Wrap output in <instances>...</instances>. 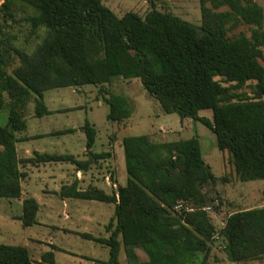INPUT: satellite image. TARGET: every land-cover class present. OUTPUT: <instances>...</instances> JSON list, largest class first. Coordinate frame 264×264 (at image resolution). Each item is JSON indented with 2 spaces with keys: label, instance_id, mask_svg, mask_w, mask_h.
<instances>
[{
  "label": "trees",
  "instance_id": "obj_1",
  "mask_svg": "<svg viewBox=\"0 0 264 264\" xmlns=\"http://www.w3.org/2000/svg\"><path fill=\"white\" fill-rule=\"evenodd\" d=\"M223 7L229 9L220 11ZM201 12L197 26L155 5L145 17L134 12L118 17L103 0H0V113L9 110L7 125L0 126V198L22 197L21 168L28 164L73 163L85 170L106 159L109 153L93 152L97 131L90 122L82 128L94 158L88 162L38 153L20 159L17 134L27 130L32 100L35 117L50 115L46 91L105 86L116 79L139 80L166 114L210 129L242 182L264 181V9L254 0H202ZM1 23L28 26L29 39L44 34L29 53L14 46L17 37ZM242 25L255 27L250 37L232 34ZM107 103L110 121L132 116L124 96L110 94ZM203 111H212V119L200 116ZM122 145L125 185L110 194L97 187L81 192L73 185L60 192L62 198L115 206L108 239L81 234L109 248L107 264H122L123 249L133 260L142 250L141 264H209L219 241L231 263L264 259V207L231 214L218 231L203 211L213 202L209 190L217 177L197 137L155 143L143 135L125 137ZM180 203L195 211H175ZM39 210L36 199L23 201L26 226L37 224ZM43 260L55 264L53 251ZM0 264L32 262L26 247L0 244Z\"/></svg>",
  "mask_w": 264,
  "mask_h": 264
},
{
  "label": "rangeland",
  "instance_id": "obj_2",
  "mask_svg": "<svg viewBox=\"0 0 264 264\" xmlns=\"http://www.w3.org/2000/svg\"><path fill=\"white\" fill-rule=\"evenodd\" d=\"M254 1L264 9V0ZM103 4L118 17H123L129 12L145 17L155 5L159 11L176 15L194 25L199 26L202 22V0H103ZM206 5L211 7L210 2ZM228 9L223 7L220 11ZM1 25L9 31V35L17 37L14 46L29 53L35 50L44 34L41 32L38 39H29L28 26L11 29L2 23ZM254 28L242 25L232 34L243 33L250 37ZM262 30L264 31V25ZM251 89L246 87L243 91L251 94ZM110 94L124 96L129 100L132 110L129 120L117 123L108 119L110 107L107 98ZM44 96L46 106L48 105L54 113L42 119L35 117L36 104L32 100L25 117L27 130L18 133L17 136L60 133L69 129H74V132L31 139L25 144L26 147L32 150L42 148L53 154H72L77 160L79 159V162L92 161L90 154L85 155L88 154V150L83 153L87 137L82 128L90 122L97 131L93 152L103 154L110 150V145L115 146L116 175L119 182L125 185L128 174L122 145L123 138L148 135L153 142L162 143L197 137L203 158L217 177L216 184L209 190L213 202L210 203L211 210L208 212L216 230L222 229L228 217L235 212L264 207V181L242 182L229 163L230 155L218 149L216 135L210 129L192 119L182 120L178 114H166L161 104L149 95L139 80L116 79L112 84L105 86L86 85L54 89L46 91ZM8 114V108L1 111L0 126L7 125ZM200 116L212 119V111H203ZM17 147L20 149L23 144H18ZM72 164L57 165L70 166L75 171L80 170L79 165ZM97 165L93 175L101 184L99 186L106 185L104 182L107 179L112 186L110 174L113 167H109L110 165H106L102 160L101 164L97 163ZM46 171L61 176L68 174L59 167H52ZM28 182L22 184L23 194L20 199L0 198V244L26 247L32 264H49L43 260V256L52 251L55 264H107L110 260L109 248L86 239L81 234L108 239L107 226L114 216L115 206L97 201L62 198L55 194L48 195L41 190L44 184L37 181V178L30 184ZM62 183L58 181V186L55 187L53 182H47L51 191L58 190V192L63 188H60ZM103 188L107 189L105 191L109 194L113 191L106 186ZM29 198H35L40 205L37 224L32 226H26L21 219L23 201ZM223 248V243L219 241L214 247L209 264H264V259L231 263L227 260ZM136 254L138 257L133 260L123 249L120 257L122 264L143 263L145 260L143 251L138 249Z\"/></svg>",
  "mask_w": 264,
  "mask_h": 264
},
{
  "label": "crops",
  "instance_id": "obj_3",
  "mask_svg": "<svg viewBox=\"0 0 264 264\" xmlns=\"http://www.w3.org/2000/svg\"><path fill=\"white\" fill-rule=\"evenodd\" d=\"M47 109L49 110L50 115H47L45 117H50L54 113V111H52L48 107V105H47ZM58 112H60V111H58ZM40 119H42V118H40ZM62 132H74V129H69V130H65V131H62ZM56 134H59V132H51V133H48V134H46V133L36 134V135H32V136H30V135L19 136V138H21V142H19L18 144H23V147L19 149L16 146L18 157L20 159H29V158H33L36 153H38V154H53V153L46 152L42 148H37V149H33L32 150V149L26 147L25 144H27V142H30L31 139L41 138V137L48 136V135L49 136H53V135H56ZM109 149L110 150L108 152H106V153H109V155H107L106 159L102 160V161H104L106 163V165H110L109 167H113L112 168L113 170L111 171V174H110L112 186L109 184L108 179H107V181H105L106 183L104 182V184H106V185H104V184L103 185L106 186L107 188L109 187L110 189L116 190L119 185H122V183L119 182V179H118V177L116 175V171L117 170L114 167V159L116 158L117 153H116L114 145H110ZM93 151H94V149H93ZM84 152H87V144H86V148L83 149V153ZM89 154H90L91 158H93V156L91 155V152H88V154H85V155L87 156ZM59 155H71V156H74L72 154H59ZM97 163H99V165H100L101 161L91 163V165L89 167H87V169H85V170L83 169V171H82V169L75 171V169L70 167V166H63V165L58 166L57 165V164H63V163H46V164H38V165L28 164L27 166L21 168V170L26 173V177L23 179L21 185L23 183L27 184V181H29L28 184H30L32 181L35 180V178H37V181H41L44 184V187H46V188H44V187L41 188V190L44 193H47L48 195L49 194H52V195L55 194L58 197L60 196V192H58V190L51 191L50 188H49V185L47 184V182H53L55 187H57L58 186L57 182L60 181V182H63L60 188H62L64 186L73 185V186H76L77 189L79 191H81V192L86 191L87 189L85 190V188L89 189L91 187H96V186H97V188H100V189H103V190H107V189L103 188L104 186L103 187L99 186L101 184H99V182L97 181V178L93 175L94 169L97 168V166H98ZM54 164H55V166H53ZM52 167H56V168L59 167V169L64 170L69 175L67 174V176H63V175L61 176L59 174L57 175L55 172H51L50 173V172L46 171V170H48L49 168H52ZM64 168H66V169H64ZM74 173H77V175H75ZM22 194H23V188H22ZM68 218H70V217H68Z\"/></svg>",
  "mask_w": 264,
  "mask_h": 264
},
{
  "label": "built area",
  "instance_id": "obj_4",
  "mask_svg": "<svg viewBox=\"0 0 264 264\" xmlns=\"http://www.w3.org/2000/svg\"><path fill=\"white\" fill-rule=\"evenodd\" d=\"M211 210V208L209 206L203 208V211L205 212H209ZM175 211L179 212V213H192L195 211L194 207H191L189 205H185L183 203H180L176 206Z\"/></svg>",
  "mask_w": 264,
  "mask_h": 264
}]
</instances>
